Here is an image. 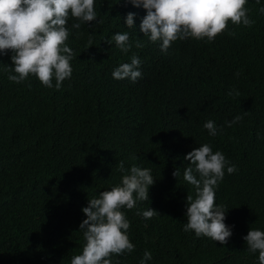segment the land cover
Returning a JSON list of instances; mask_svg holds the SVG:
<instances>
[{"label": "trees", "instance_id": "obj_1", "mask_svg": "<svg viewBox=\"0 0 264 264\" xmlns=\"http://www.w3.org/2000/svg\"><path fill=\"white\" fill-rule=\"evenodd\" d=\"M95 7L91 24L71 29L79 21H68L73 71L59 89L34 76L9 81L11 52L0 56V264H70L85 244L81 209L120 184V161L126 170L150 168L156 181L147 202L121 209L135 249L113 255V264H140L145 251L152 254L145 264H259L243 237L264 231V0H247L251 27L229 21L212 41L177 40L166 51L140 32L142 6L95 0ZM128 13L133 29L124 24ZM125 31L127 53L112 39ZM133 55L141 78L113 79ZM207 120L216 136L203 127ZM205 143L237 169H225L215 189L232 230L225 245L182 227L186 196L195 197L183 180L184 157ZM148 207L160 216L136 214Z\"/></svg>", "mask_w": 264, "mask_h": 264}, {"label": "clouds", "instance_id": "obj_2", "mask_svg": "<svg viewBox=\"0 0 264 264\" xmlns=\"http://www.w3.org/2000/svg\"><path fill=\"white\" fill-rule=\"evenodd\" d=\"M125 2L133 7L142 6L146 11L139 30L152 42L160 41L161 51H166L177 40L206 38L212 41L227 29L229 21L247 27L255 23L248 15L247 0ZM258 11L264 14V7ZM134 16V13H128L124 18L127 29H133ZM69 19L79 21L73 23L71 29L94 22L97 19L95 0H0V56L11 52V66H4L9 81L22 83L34 76L48 88L53 87L55 80V87L59 89L61 83L71 77L74 52L66 44L71 33ZM112 39L124 53L132 47L127 31L115 34ZM136 47H143L140 39H137ZM140 65V59L133 55L130 63H123L113 71L112 77L115 80L130 79L134 83L142 76ZM228 94L232 95V92ZM242 118L240 115L234 117L228 126ZM203 127L210 136H216L219 131L214 120H207ZM184 159L189 164L183 169V180L194 187L195 197L186 196L187 222L182 226L183 230L194 231L198 238L204 236L225 245L232 230L224 223L225 206L215 202V189L223 180L225 169L228 174H233L236 166L231 165L222 152H214L208 143L194 148ZM118 170L126 173L120 184L101 192L98 198H91L81 209L86 219L80 223L79 230H83L85 244L80 254L72 256L70 264H113V255L134 251L135 245L128 235L130 221L121 209L132 210L138 201L147 202L149 188L156 180L150 168L132 165L126 170L124 161L119 162ZM178 175L180 169L173 172L174 177ZM136 214L145 219L160 216L149 207ZM243 239L249 252H258L259 264H264V231L251 228ZM151 258V252L145 251L140 264Z\"/></svg>", "mask_w": 264, "mask_h": 264}]
</instances>
